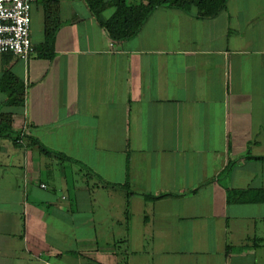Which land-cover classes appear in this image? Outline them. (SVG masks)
I'll use <instances>...</instances> for the list:
<instances>
[{
  "label": "crops",
  "instance_id": "crops-1",
  "mask_svg": "<svg viewBox=\"0 0 264 264\" xmlns=\"http://www.w3.org/2000/svg\"><path fill=\"white\" fill-rule=\"evenodd\" d=\"M45 3L53 58L0 54L30 137L0 144V264H264V0L160 6L123 42L88 0H36L35 45Z\"/></svg>",
  "mask_w": 264,
  "mask_h": 264
},
{
  "label": "trees",
  "instance_id": "trees-1",
  "mask_svg": "<svg viewBox=\"0 0 264 264\" xmlns=\"http://www.w3.org/2000/svg\"><path fill=\"white\" fill-rule=\"evenodd\" d=\"M88 3L92 13L113 42H123L137 36L154 10L160 6L179 8L194 14L197 18H212L225 10L227 6V0H88ZM108 8H113L114 12L109 18L104 19L102 14ZM59 9V3H45V39L39 45L34 44V53L41 58L51 59L54 56L56 33L61 25ZM25 89L24 82L11 71L6 70L0 79V91L6 93L7 97L0 103V109L6 105L23 104ZM12 117L13 113L0 110V138L9 139L14 145L19 146L22 144L19 140L25 141L30 137L24 133L15 134ZM33 140L39 142L43 153L47 155L55 153L39 140L34 138ZM64 158L70 159L65 156ZM170 195L167 193L145 196L156 200Z\"/></svg>",
  "mask_w": 264,
  "mask_h": 264
},
{
  "label": "built area",
  "instance_id": "built-area-1",
  "mask_svg": "<svg viewBox=\"0 0 264 264\" xmlns=\"http://www.w3.org/2000/svg\"><path fill=\"white\" fill-rule=\"evenodd\" d=\"M35 1L0 0V54H13L27 61L34 53L31 34Z\"/></svg>",
  "mask_w": 264,
  "mask_h": 264
},
{
  "label": "rangeland",
  "instance_id": "rangeland-1",
  "mask_svg": "<svg viewBox=\"0 0 264 264\" xmlns=\"http://www.w3.org/2000/svg\"><path fill=\"white\" fill-rule=\"evenodd\" d=\"M38 26V25H37ZM33 35H34V37H36V38H39V32L38 31H36V32H34L33 33ZM4 95L3 94H1L0 93V103H2V102H4L5 100H4ZM14 108V106H10V105H6V106H3L0 110H1V112H10L12 109ZM2 139L3 138H0V144H1V142H2ZM1 206V205H0ZM1 238V237H0ZM19 242H20V245H21V241H20V239H19Z\"/></svg>",
  "mask_w": 264,
  "mask_h": 264
}]
</instances>
